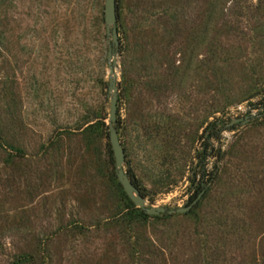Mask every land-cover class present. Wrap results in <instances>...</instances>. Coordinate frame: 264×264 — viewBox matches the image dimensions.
I'll list each match as a JSON object with an SVG mask.
<instances>
[{
	"label": "rangeland",
	"instance_id": "1",
	"mask_svg": "<svg viewBox=\"0 0 264 264\" xmlns=\"http://www.w3.org/2000/svg\"><path fill=\"white\" fill-rule=\"evenodd\" d=\"M118 1L124 170L187 207L219 120L218 176L191 213L130 221L105 0H0V264H264V0Z\"/></svg>",
	"mask_w": 264,
	"mask_h": 264
},
{
	"label": "water",
	"instance_id": "2",
	"mask_svg": "<svg viewBox=\"0 0 264 264\" xmlns=\"http://www.w3.org/2000/svg\"><path fill=\"white\" fill-rule=\"evenodd\" d=\"M104 21L106 26L107 40L111 41L109 45L108 60L112 62L109 67L110 82H109V95H111V106L109 115V139L112 152L115 161V170L118 182L122 186L125 194L129 200L140 210L144 211L149 216H159L162 214H185L190 212L194 206H196L202 199V194L199 195L191 204L185 208H180L176 210H168L167 208H154L148 207L146 199L141 195L139 189L136 187L132 179L128 176L127 172L124 170L125 165V150L122 146L118 131L115 128L117 122V104H118V93L119 88L117 85L115 67L116 54L120 48L119 40V29H118V13H117V0H105L104 8ZM248 118L243 123L245 125L248 122Z\"/></svg>",
	"mask_w": 264,
	"mask_h": 264
},
{
	"label": "trees",
	"instance_id": "3",
	"mask_svg": "<svg viewBox=\"0 0 264 264\" xmlns=\"http://www.w3.org/2000/svg\"><path fill=\"white\" fill-rule=\"evenodd\" d=\"M120 9H121V7L119 5V1L117 0L118 21L121 19ZM260 105L264 107V98L261 100ZM253 107H255V105H253ZM102 124H103V126H105L106 130H108V127H106V125L104 123H102ZM90 126H95V125L93 124ZM225 130H226L225 123L223 121H219V120H216L215 122L209 123L205 129L206 134H207V132H210V135L209 136L205 135V140L203 142V148L201 150L197 151V153H196V164L194 167V173H192V176L189 177V179H188L190 184H191V190H193V192H194V195L191 199L190 204L201 194H202V199H204V197H206L209 193V188H210L211 184L214 183L215 179L218 176L217 175V171H218L217 165H215V168L212 172L208 171L207 167H208L209 159L214 158L217 162H219L220 160H222L224 155H223V152L221 150H216L213 148L210 140L214 139V141H217V142L220 141L221 140V133ZM111 152H112V148H111ZM111 156H112V160H114L113 152H112ZM127 174L132 179V181L134 182L136 187L139 189L141 195L144 198H146L147 193H146L145 189L139 185L138 181L135 179V175H133V172L129 169ZM197 178H199V181H197ZM113 181H114L115 185L117 186V188L119 189V191H121V194L124 195L127 198V200H129V198L125 194L122 186L118 182L116 172L113 174ZM200 201H199V203H200ZM198 204L196 206H194L193 209L189 213H191L193 210H196L198 208L197 207ZM129 205L131 207V211L128 213V217H129L130 221H132V222L139 221L140 219L149 220V219L159 218L158 216L147 215L144 211L138 209L130 200H129ZM159 216H165L167 218L171 217V216H167L165 214H162ZM25 262H28L27 258H21V259H18L17 261H15V263H13V264H23Z\"/></svg>",
	"mask_w": 264,
	"mask_h": 264
}]
</instances>
